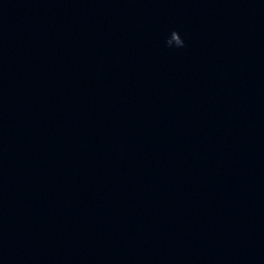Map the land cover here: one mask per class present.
I'll list each match as a JSON object with an SVG mask.
<instances>
[{"label": "water", "instance_id": "95a60500", "mask_svg": "<svg viewBox=\"0 0 264 264\" xmlns=\"http://www.w3.org/2000/svg\"><path fill=\"white\" fill-rule=\"evenodd\" d=\"M0 264H264V0H0Z\"/></svg>", "mask_w": 264, "mask_h": 264}, {"label": "clouds", "instance_id": "9594fccd", "mask_svg": "<svg viewBox=\"0 0 264 264\" xmlns=\"http://www.w3.org/2000/svg\"><path fill=\"white\" fill-rule=\"evenodd\" d=\"M168 47L183 48L186 46L184 39L181 37L180 33L177 31H172L169 37L165 41Z\"/></svg>", "mask_w": 264, "mask_h": 264}]
</instances>
